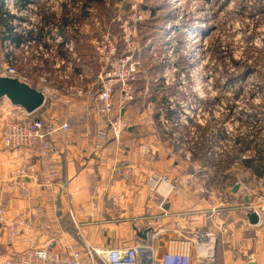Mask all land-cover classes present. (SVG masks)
<instances>
[{"label": "rangeland", "instance_id": "rangeland-1", "mask_svg": "<svg viewBox=\"0 0 264 264\" xmlns=\"http://www.w3.org/2000/svg\"><path fill=\"white\" fill-rule=\"evenodd\" d=\"M22 4L5 2L13 11L10 17L0 3L1 68L14 66L26 82L51 95L70 88L98 90L99 65L92 41L110 32L123 54L119 18L139 19L135 37L139 47L134 55L138 81L136 99L126 104L128 124L158 116L159 135L168 143L178 141L177 149L184 153L188 143L191 163L199 172L204 162L217 165L219 176L209 184L220 194L214 199L206 196L208 200L231 203L236 184L244 187L239 203L246 202V194L264 193V170H259L261 175L254 171L262 167L260 161L247 167L234 160L251 145L250 150L256 148L254 142L259 146L264 142V0H102L88 7L85 0ZM133 4L142 18L134 16ZM75 24L77 32H73ZM6 27H15L23 36L18 39L22 46L4 39ZM29 32L33 40L28 39ZM63 32L69 41L61 37ZM62 47L81 59L57 67L60 56L66 59ZM244 71L246 76L238 78ZM59 106L56 102L57 110ZM169 110L176 114L171 117ZM170 117L176 128L172 131ZM183 225L178 235L191 238L188 222Z\"/></svg>", "mask_w": 264, "mask_h": 264}, {"label": "crops", "instance_id": "crops-1", "mask_svg": "<svg viewBox=\"0 0 264 264\" xmlns=\"http://www.w3.org/2000/svg\"><path fill=\"white\" fill-rule=\"evenodd\" d=\"M61 49L66 60L72 59L64 47ZM3 104L8 103H0V116ZM59 105L57 110L47 101L34 113L38 117L41 110L43 119L51 124L70 123L67 132L55 136L58 151L47 156L24 148H6L2 143L5 122L0 119V208L6 218L28 220L21 229L26 240H19L13 248L7 247L0 227V264L7 256L26 249L30 239L38 247L81 250L82 264H106L95 250L133 244L140 238L136 228H153L147 242L157 256L167 250L191 252L190 245L181 241L184 237L178 235L185 222L189 232L196 228L216 231L215 256L210 264H264V216L259 224L245 225L239 208H218L230 233L219 231L214 220L220 219L212 215L218 202L200 195L189 180L193 171L189 144L184 153L177 149L176 141L168 143L159 135L158 116L129 124L121 144H117L104 118L95 113L92 100L73 97L70 105L62 101ZM129 110L127 106L122 110L125 119L130 117ZM175 114L171 112V117ZM169 124L171 131L176 129L172 118ZM131 139L137 149L130 144ZM260 158L261 154L249 159L250 165ZM26 163L36 164L39 170L54 168L59 176L50 186L43 185L41 175L23 179L16 171ZM202 167L211 171L209 162ZM248 199L251 196H245V201ZM73 223L79 224L80 230Z\"/></svg>", "mask_w": 264, "mask_h": 264}, {"label": "built area", "instance_id": "built-area-1", "mask_svg": "<svg viewBox=\"0 0 264 264\" xmlns=\"http://www.w3.org/2000/svg\"><path fill=\"white\" fill-rule=\"evenodd\" d=\"M7 8L9 7L7 6ZM132 9L135 17H143L137 4H133ZM9 10L13 15V11L10 8ZM138 22L139 19L135 18L133 22L131 19L124 20L119 18L123 33L122 38L126 48V52L123 54H120L119 49L114 44L110 32H107L100 38H94L92 41L96 62L99 65V72L97 75L98 90H85L81 88L72 90L73 88H70V91L64 92L61 97H58L56 94L51 95L48 91L46 93L44 92L47 96L46 102L52 101L53 105H56V102L59 101H62L66 105H70L73 97H91L92 99L90 100L94 103L95 113L97 116L104 118L103 122L111 130L117 144H121L124 133L129 127L127 119L122 116V110L128 102L136 99L135 84L138 81V62H136L134 55L137 54L136 52L139 47L137 39L135 38ZM12 28L17 36L21 35L19 32L15 31V27ZM76 29L77 25L75 24L73 32H77ZM64 33L65 32H63L61 37L69 41L70 39H67L69 37H65ZM29 35L31 36L32 32H29ZM30 36L28 39L33 40V37ZM5 40L15 42L16 47L22 46L20 45L21 42L17 44L16 40L14 41L12 38ZM56 41L59 42V40ZM58 46L61 47L63 44H59ZM58 59L59 60L56 62L57 67L67 62L72 66L74 61L79 60V56L74 52L70 60L63 59L61 56ZM0 75L15 77L25 81L14 66L0 67ZM258 97L259 95H257L255 99L258 100ZM1 102L2 101H0V103ZM7 103V105H2L3 114L0 116V119L5 122L2 131V143L6 148H24L30 152H39L42 156H47L50 153L58 151L55 136L60 132H67L70 129V123L68 121L57 125L51 124L50 121L46 119L34 116L35 112L28 113L20 106L12 105L9 101H7ZM183 111H185L184 108ZM262 113L264 114V112ZM176 143H178V141H176ZM254 145L256 148L250 150L252 148L251 145V148L245 149V152H241L239 156L235 157V164H239L255 156L258 157L259 154L264 158V142L260 145L263 148H260L256 142H254ZM189 157H191V155H189ZM220 159L221 157L218 158L217 156L216 160L220 161ZM193 168L189 180L195 185L200 195L214 199L217 194H220L209 184L211 180L210 172L206 169L199 172L195 165ZM217 168V165H211L213 176H217L215 175V173L218 174ZM16 172L23 179L41 175L43 178V185L45 186L52 185L59 176V173L54 168L48 167L39 170L36 164L33 163L23 164ZM243 189L244 187H240L239 184L236 192L232 190L231 196L233 199L231 203H227L225 199H217L218 206L213 210L212 215L220 219L214 220L217 222V229L219 231L226 234L230 233L227 222L223 218V215L219 213L218 208H239V213L244 217L245 225H248V223L251 224L248 214L250 212H255L259 217L258 224L261 223L264 216V193L258 197H253L252 194H246L245 196H251V199H248V201L244 203H239L242 198L241 192H243ZM27 224L28 220H24L23 218H6L3 209L0 208V226L3 230L7 247L13 248L19 240H26L25 237H22L21 229L27 226ZM75 226L80 230L79 224L76 223ZM156 233L157 232L154 234ZM190 234H192L191 238L184 237L181 241L187 242L192 247L191 252L167 250L158 258L152 245L139 238L131 245L100 248L95 250V253H97L106 264H139L142 253H149L151 264H210V261L213 260L215 256V245L217 242L216 231L201 229L199 231L194 230L190 232ZM80 235L82 237L84 236L81 232ZM86 248L88 252L91 253L88 244H86ZM83 256L84 252L78 249H56L50 245L38 247L36 241L30 239L26 249L7 256L3 264H82Z\"/></svg>", "mask_w": 264, "mask_h": 264}, {"label": "water", "instance_id": "water-1", "mask_svg": "<svg viewBox=\"0 0 264 264\" xmlns=\"http://www.w3.org/2000/svg\"><path fill=\"white\" fill-rule=\"evenodd\" d=\"M7 99L12 105L24 108L28 113H34L44 106L47 96L44 91L32 86L26 81L19 78L8 77L0 75V101ZM131 129V128H130ZM239 185H235L234 191L238 189ZM248 218L251 224L256 225L259 222L257 213L250 212ZM137 229V233L141 239L148 241L151 237L153 228ZM151 264L149 253H142L140 263ZM248 264H254L249 262Z\"/></svg>", "mask_w": 264, "mask_h": 264}, {"label": "trees", "instance_id": "trees-1", "mask_svg": "<svg viewBox=\"0 0 264 264\" xmlns=\"http://www.w3.org/2000/svg\"><path fill=\"white\" fill-rule=\"evenodd\" d=\"M2 2H0L1 4H2V9H4V13L7 15V16H13L12 14H11V12H10V10L5 6V2H6V0H1ZM18 1H21V2H23V6H26V5H28L30 2H31V0H17V2ZM102 2V0H85V5H84V7H88V6H90V5H92V4H98V3H101ZM5 38L4 39H9V38H12V40H21L22 39V37L23 36H21V35H19V36H17V34L15 33V32H13V28L12 27H6V30H5ZM32 36V35H31ZM64 36L65 37H68V34H65L64 33ZM247 73L246 71H244V72H242L241 74H239L237 77L238 78H240V77H242V78H244L246 75L245 74ZM172 112L173 113V110H169V112ZM170 112V113H171ZM258 161H260V163L262 164V167H260L259 166V168H254V171H255V173H257L260 169L261 170H264V158L263 157H261L260 158V160H258ZM245 166H247V167H250V164H251V162H250V160H244L243 162H242ZM262 174V172H260L259 171V175H261Z\"/></svg>", "mask_w": 264, "mask_h": 264}, {"label": "bare ground", "instance_id": "bare-ground-1", "mask_svg": "<svg viewBox=\"0 0 264 264\" xmlns=\"http://www.w3.org/2000/svg\"><path fill=\"white\" fill-rule=\"evenodd\" d=\"M186 244V243H185ZM183 246V245H182ZM143 264H146V262H143Z\"/></svg>", "mask_w": 264, "mask_h": 264}]
</instances>
